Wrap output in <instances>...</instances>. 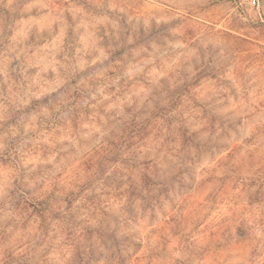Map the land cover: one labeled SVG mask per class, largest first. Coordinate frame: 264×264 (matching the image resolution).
<instances>
[{
	"label": "rangeland",
	"instance_id": "obj_1",
	"mask_svg": "<svg viewBox=\"0 0 264 264\" xmlns=\"http://www.w3.org/2000/svg\"><path fill=\"white\" fill-rule=\"evenodd\" d=\"M0 264H264V0H0Z\"/></svg>",
	"mask_w": 264,
	"mask_h": 264
}]
</instances>
